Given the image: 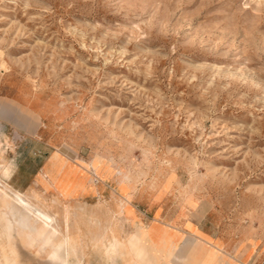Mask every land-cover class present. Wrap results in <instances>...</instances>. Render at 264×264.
<instances>
[{
    "label": "rangeland",
    "instance_id": "1",
    "mask_svg": "<svg viewBox=\"0 0 264 264\" xmlns=\"http://www.w3.org/2000/svg\"><path fill=\"white\" fill-rule=\"evenodd\" d=\"M3 165L0 264H264V0H0Z\"/></svg>",
    "mask_w": 264,
    "mask_h": 264
},
{
    "label": "bare ground",
    "instance_id": "2",
    "mask_svg": "<svg viewBox=\"0 0 264 264\" xmlns=\"http://www.w3.org/2000/svg\"><path fill=\"white\" fill-rule=\"evenodd\" d=\"M0 173H1V176L3 178H6L9 175L8 166L7 165L1 166ZM1 193L2 192L0 191V195H1ZM15 193H16V195H15V197H13L14 202L24 201V198L20 192H15ZM23 195H24V193H23ZM24 204H26V203H24ZM27 205H29V204H27ZM49 214H48L45 207L40 208V207L31 206V208H29L27 206L24 210H20L19 208L14 207V206L10 207L8 210L4 211V216L6 219V226H5V230H4L5 236L10 240L13 247H16L17 241H16L14 235L16 233H18L19 226L29 227V229L33 230L34 228L30 224V218L33 217V215H36L38 218H42L47 224H50L53 220V217L50 216ZM112 233H113V230H111V234H109V236L107 237V239L104 242L109 253L112 252V250L115 247V239H114V236L112 235ZM35 234H34V232L28 233V241L30 244L35 243V241H36V235ZM54 235H55L54 232H48V233L45 232L41 236V239L47 240L49 242V245H52ZM64 238H65V235L62 238V240ZM51 256L54 258H57L62 264H69V260L67 258L68 257L67 248H66V244L64 241L62 243H59L57 246L53 247V251L51 252Z\"/></svg>",
    "mask_w": 264,
    "mask_h": 264
},
{
    "label": "crops",
    "instance_id": "3",
    "mask_svg": "<svg viewBox=\"0 0 264 264\" xmlns=\"http://www.w3.org/2000/svg\"><path fill=\"white\" fill-rule=\"evenodd\" d=\"M25 109V113H27V117L29 118V120H30V122L32 123V124H34L35 123V121H36V117H37V112L35 111V110H33V109H30V108H28V107H25V106H23ZM197 229H199V228H197ZM0 230H1V227H0ZM2 240H3V236H2V234L0 233V245H2L3 244V242H2ZM1 255H0V260H1Z\"/></svg>",
    "mask_w": 264,
    "mask_h": 264
}]
</instances>
